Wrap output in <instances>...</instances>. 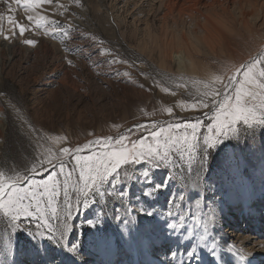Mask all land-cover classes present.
<instances>
[{
  "label": "rangeland",
  "instance_id": "obj_1",
  "mask_svg": "<svg viewBox=\"0 0 264 264\" xmlns=\"http://www.w3.org/2000/svg\"><path fill=\"white\" fill-rule=\"evenodd\" d=\"M213 1L218 2L212 9L200 10L216 22L222 18L225 32L215 49L196 43L200 68L192 72L164 61L168 42L192 32V22L178 10L169 13L164 0H52L31 9L22 0H0V122L6 123L0 129V171L28 176L20 187L52 174L61 186L58 214L47 217L50 229L44 220H15L0 210V264H140L135 249L150 257L147 264H220L215 255L202 261L197 255L202 218L189 203L193 187L204 194L207 219L218 235L227 234L230 245L249 255L264 250V237L256 233L264 229V184L251 161L264 154V89L259 87L264 80L257 77L245 88L256 93V99L242 101L252 109L248 124L237 122L224 136L209 132L229 77L237 75L239 65L264 58V0ZM25 40H34L35 47ZM150 121L155 123L124 132ZM197 121L191 154L173 149L167 161L130 162L102 181L86 203L69 189L73 210L65 223L60 165L75 169L74 152L55 159L65 147L112 137L110 146L80 155L121 150L120 140L131 149L140 141L155 143L152 133L162 127ZM205 137H211L209 144ZM48 157L51 164L29 171ZM70 179L79 181L78 170ZM73 218L77 236L68 243ZM256 234L261 242L256 247L244 246V237L236 236Z\"/></svg>",
  "mask_w": 264,
  "mask_h": 264
},
{
  "label": "snow or ice",
  "instance_id": "obj_2",
  "mask_svg": "<svg viewBox=\"0 0 264 264\" xmlns=\"http://www.w3.org/2000/svg\"><path fill=\"white\" fill-rule=\"evenodd\" d=\"M19 2V0H18ZM26 9L35 8L44 4H50L52 0H22ZM31 19V17H29ZM40 17V20H44ZM12 18H8V23L11 24ZM37 27H42L37 24ZM25 27L20 26L19 32L21 35L25 32ZM67 34V33H66ZM6 40L8 36L4 37ZM25 44L35 47L34 40H25ZM258 64H264V58L254 59L248 64H241L237 69V74L243 76L242 81H237L236 75L229 77L228 84L225 85L229 91L225 92L223 99L217 102L216 111L213 115L215 124L209 132L215 130L218 136L227 135V132L233 131V125L237 122L249 123V117L253 115L252 109L249 108L242 101L250 97L256 99V93L253 91H245L249 84L257 83V77L264 80V68L257 69ZM236 67V66H233ZM239 69H243L241 73ZM218 79V78H217ZM259 87L264 89V83H260ZM232 103H229V101ZM207 107V104L204 105ZM261 107L264 108V100L261 101ZM171 113V109H168ZM264 123V120L260 121ZM154 126V125H153ZM173 127L179 129L183 127L184 132H173ZM200 127L199 121L197 123L177 124L169 126L168 128H161L160 131L153 132L152 137L155 143L146 145L144 141H140V147L133 145L131 149H127L122 140L117 141L120 144L121 150L118 151H103L96 152L93 155L81 156L82 149L77 147L73 150L65 147L62 150V155L55 157L56 160H64L71 152H74L73 157L75 169L65 171L64 165L61 163L60 172L63 173L65 179L63 181V190L65 198L64 214L67 219L72 214V204L68 199V191L71 189L75 193L82 194L84 197L83 203H86L90 194L98 187V185L106 180L108 177L116 173L122 166L130 162H138L143 159H151L153 161H167L171 150L187 151L189 154L195 149L197 141V129ZM191 129V133L186 130ZM162 140L157 139L161 138ZM62 139V138H61ZM211 137H205L204 143L209 144ZM111 144V138L90 142V144L83 145L84 149L91 147L92 144L100 145ZM53 162L51 157L41 159L39 163H33L30 168L31 173H36L38 169L45 164ZM78 170L79 181H71V172ZM28 180V176L14 174L6 176L4 172L0 171V210L12 216L17 220L19 217H36L45 221L46 227L49 229L51 225L47 223L48 215L56 216L58 214L57 198L61 193L60 183L57 181L54 174L50 175L48 180L30 181L28 187H20V181ZM80 200H77L79 206ZM45 205H47L45 207Z\"/></svg>",
  "mask_w": 264,
  "mask_h": 264
},
{
  "label": "bare ground",
  "instance_id": "obj_3",
  "mask_svg": "<svg viewBox=\"0 0 264 264\" xmlns=\"http://www.w3.org/2000/svg\"><path fill=\"white\" fill-rule=\"evenodd\" d=\"M202 2L201 0H164V5H166V9L169 13L172 14L174 13L175 10H178L179 12L178 14L180 18L186 17V19L192 22V23L190 22L192 24L190 25L191 27L190 30L192 31L190 35H187L184 32H180V34L177 36L176 41L174 40L170 41L168 42V45H166L167 43L166 44L163 43L164 45H166L164 47V51H165L163 57L164 61H166L165 59H170L175 66H178L180 71L192 70V72H196L195 69L198 70L200 68L199 65L196 64L195 62V58L197 55V50L195 46L196 43L203 44L207 47L210 46L211 48L215 49L217 48V46H219L222 37L221 32L222 33L225 32L221 25V20H223L222 18L220 19V21L216 22L212 17L209 19L208 16H205L203 12L200 10L201 7L206 9H212L214 7V4L217 3L218 1L217 2L213 1V3H210V0H208L206 3L204 2L202 3ZM251 13L253 14V12ZM254 14H256V12H254ZM244 17L247 18L248 14H244ZM182 21H186V20L184 19ZM198 32H203V34L201 33L202 35H199L200 33ZM227 91H229V89H226V92ZM5 126L6 123H4L3 121L0 122V129L4 130ZM97 140H101V139L98 138L93 141H97ZM91 146H105V145L92 144ZM251 161L253 163V169H255L256 174L260 176V181L263 182L264 184V154L253 155ZM30 176L33 177L34 175L31 174ZM260 181L258 182L260 183ZM189 195H190L189 203H191L192 205V209L195 212L194 214H196V218H202L200 219L199 222V225L201 227L197 228L198 229L197 235L199 237V243H198L199 253L197 255L199 256L200 261H202L203 259H211V258L216 259L215 257H213V255H215L216 257H219V259L216 260L220 264H264L263 263L264 250H254V253H251L249 255L247 252H244L243 250L240 251L233 245H230L227 242L228 241L227 234L225 236L218 235L216 228L213 225H211V223L207 219L206 216L207 211L205 207L206 205L204 203L205 197L200 189H196L195 187H193ZM259 221L260 220L258 219L256 224H260L261 222ZM128 225L129 224H126L127 227ZM129 226H131V224ZM76 229L77 226L73 218V222L70 224L68 228V235H67L68 243H71L77 236ZM230 232L234 233L233 235L235 236L236 233L234 230L231 229ZM131 233H132L131 235L135 234L134 232ZM243 233H250V231L248 232L244 230ZM256 233H259L261 234L262 237H264V229L262 230L261 227L256 230ZM236 236L237 238H241L240 236L244 237L243 239L244 246L256 247L254 246L256 242L257 244L261 243L258 240L260 237L258 238L257 234L255 237L243 236V235H236ZM135 250H136L135 256L140 261V264H147L150 261V257L147 254H144L141 251L138 252L137 249ZM160 250L163 249L161 248ZM209 250L212 252H210ZM253 255L254 257H251ZM136 264H138V262ZM176 264H181V262H176ZM187 264H193V262Z\"/></svg>",
  "mask_w": 264,
  "mask_h": 264
},
{
  "label": "water",
  "instance_id": "obj_4",
  "mask_svg": "<svg viewBox=\"0 0 264 264\" xmlns=\"http://www.w3.org/2000/svg\"><path fill=\"white\" fill-rule=\"evenodd\" d=\"M238 75V74H237ZM236 75V79H237V76ZM153 123H155L154 121H150V122H148V123H145V122H142V123H138V124H136V125H133L132 127H130V129H128V130H126V131H124V132H127V131H129V130H131V129H136V128H141V127H145V126H147V125H151V124H153ZM112 140H113V138H111V142H112ZM109 146H110V144H109ZM98 147H100V148H106V147H108V145H106V146H91V147H89V148H87V149H82V151L80 152V153H82V152H87V151H93L94 149H96V148H98ZM29 181V179L28 180H25V182H24V184L25 183H27Z\"/></svg>",
  "mask_w": 264,
  "mask_h": 264
}]
</instances>
